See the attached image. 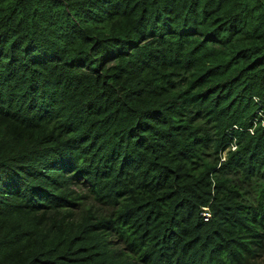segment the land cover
<instances>
[{"label": "trees", "instance_id": "1", "mask_svg": "<svg viewBox=\"0 0 264 264\" xmlns=\"http://www.w3.org/2000/svg\"><path fill=\"white\" fill-rule=\"evenodd\" d=\"M0 264H264V0H0Z\"/></svg>", "mask_w": 264, "mask_h": 264}, {"label": "rangeland", "instance_id": "2", "mask_svg": "<svg viewBox=\"0 0 264 264\" xmlns=\"http://www.w3.org/2000/svg\"><path fill=\"white\" fill-rule=\"evenodd\" d=\"M89 203H92V202H91V201H89ZM95 207H96V208H100V210H101L102 212H105V211H106V209H105V208H102V207H99V206H96V205H95Z\"/></svg>", "mask_w": 264, "mask_h": 264}, {"label": "built area", "instance_id": "3", "mask_svg": "<svg viewBox=\"0 0 264 264\" xmlns=\"http://www.w3.org/2000/svg\"><path fill=\"white\" fill-rule=\"evenodd\" d=\"M234 149H235V147H232V148H231V150H234ZM204 210H206V209H204ZM202 215L204 216L205 219L208 218V215H207V214L203 213Z\"/></svg>", "mask_w": 264, "mask_h": 264}]
</instances>
